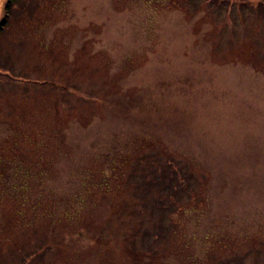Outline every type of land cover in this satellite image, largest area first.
<instances>
[{
    "label": "rangeland",
    "instance_id": "obj_1",
    "mask_svg": "<svg viewBox=\"0 0 264 264\" xmlns=\"http://www.w3.org/2000/svg\"><path fill=\"white\" fill-rule=\"evenodd\" d=\"M5 8L0 264H264V0Z\"/></svg>",
    "mask_w": 264,
    "mask_h": 264
},
{
    "label": "trees",
    "instance_id": "obj_2",
    "mask_svg": "<svg viewBox=\"0 0 264 264\" xmlns=\"http://www.w3.org/2000/svg\"><path fill=\"white\" fill-rule=\"evenodd\" d=\"M8 15V11L7 9L5 8V12H4V16L1 18L0 21H3L5 20V16ZM0 28H1V22H0ZM168 163H170L168 161ZM171 167H167V166H164L162 165V169H160V177L162 178V180H168V177L171 176V175H174V176H177V174L179 175V172H178V169L174 166V165H171Z\"/></svg>",
    "mask_w": 264,
    "mask_h": 264
}]
</instances>
